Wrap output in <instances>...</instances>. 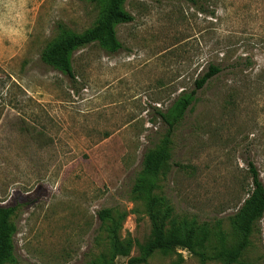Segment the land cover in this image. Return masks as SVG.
<instances>
[{
    "label": "rangeland",
    "instance_id": "1",
    "mask_svg": "<svg viewBox=\"0 0 264 264\" xmlns=\"http://www.w3.org/2000/svg\"><path fill=\"white\" fill-rule=\"evenodd\" d=\"M100 10L88 0H0V206L15 208L8 264L141 259L153 227L134 191L146 154L167 141L153 192L166 231L236 247L250 164L264 185V0H125L134 20L116 26L120 50L74 51L72 79L42 61L59 25L83 34ZM212 65L221 73L172 129L158 113L169 116ZM115 227L126 255L114 256ZM136 264L225 263L177 249ZM237 264H264V216Z\"/></svg>",
    "mask_w": 264,
    "mask_h": 264
},
{
    "label": "trees",
    "instance_id": "2",
    "mask_svg": "<svg viewBox=\"0 0 264 264\" xmlns=\"http://www.w3.org/2000/svg\"><path fill=\"white\" fill-rule=\"evenodd\" d=\"M93 4L100 5V16L97 22L83 34H75L64 26L59 25L58 36L47 45L42 54V61L56 70L61 71L71 79L74 78L70 67V55L80 49H84L91 44L98 42L111 52L121 49L116 38V26L127 24L134 19L123 10L125 0H88ZM194 3L195 0H186ZM221 68L210 66L209 71L195 82V89L191 95L182 97L171 113L164 115L158 113L160 117L173 129L186 113L191 102L199 90H202L215 76L221 73ZM173 118V120H172ZM167 141L159 150L149 151L144 158V169L140 175L139 182L135 188L137 196H144L146 208L153 227V241L144 251L141 259H135L130 264L146 263L147 259L160 252L169 254L177 249L188 251L194 254L202 263L209 261H223L225 264H237L248 248L250 236L254 224L264 216V185L260 174L253 164H250V172L253 179V190L245 200L238 213L232 219V223L242 234L240 243L234 248L221 246L220 248H208V236L206 234L198 238L194 229L181 231L175 228L171 232L166 231V216L162 215L159 209V199L154 195L156 176L169 159V148ZM14 207L0 206V264H8L14 261V234L15 229L10 223V218L14 213ZM100 218L106 221L110 218L109 211L100 212ZM117 229L112 228L110 239L114 256L126 255L127 251L121 245L117 236ZM102 264H117L107 261Z\"/></svg>",
    "mask_w": 264,
    "mask_h": 264
}]
</instances>
